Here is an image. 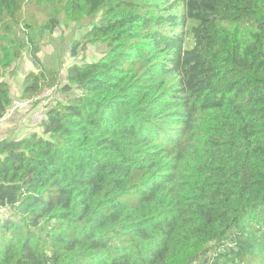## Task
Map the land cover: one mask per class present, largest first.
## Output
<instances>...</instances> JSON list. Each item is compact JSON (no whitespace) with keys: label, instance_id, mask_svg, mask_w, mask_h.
<instances>
[{"label":"trees","instance_id":"obj_1","mask_svg":"<svg viewBox=\"0 0 264 264\" xmlns=\"http://www.w3.org/2000/svg\"><path fill=\"white\" fill-rule=\"evenodd\" d=\"M23 54L20 100L63 99L0 139V264H264V0H0V122Z\"/></svg>","mask_w":264,"mask_h":264},{"label":"rangeland","instance_id":"obj_2","mask_svg":"<svg viewBox=\"0 0 264 264\" xmlns=\"http://www.w3.org/2000/svg\"><path fill=\"white\" fill-rule=\"evenodd\" d=\"M26 6V5H25ZM24 6V19L28 23H32L34 27H39L47 19V10L44 7H36L30 5ZM60 21L50 33H44L40 42L41 52L39 57L42 64L48 67L54 64L56 61H60L61 71L60 80L64 82L65 68L76 62H81L82 55L77 58L70 56L69 47L73 41H81L83 34L88 30L85 20L80 22H64L63 16L60 15ZM99 52L95 48H89L86 52L85 60L94 61L97 59ZM13 73H6L4 79L10 87L12 96V107L8 115L6 123H11L7 135L16 136L15 138H21L25 135H29V130L39 131L38 123L44 113V108L50 106L56 99L62 100V94L56 91H44L36 101L40 102L36 105V101L22 102L20 100L21 83L25 74L34 70L33 65L27 54H23L22 57L12 66ZM7 118V117H6ZM7 135H0V139L6 138ZM7 211L0 210V218L5 217Z\"/></svg>","mask_w":264,"mask_h":264},{"label":"crops","instance_id":"obj_3","mask_svg":"<svg viewBox=\"0 0 264 264\" xmlns=\"http://www.w3.org/2000/svg\"><path fill=\"white\" fill-rule=\"evenodd\" d=\"M8 117L0 122V135H7V132L10 130L9 127L11 123H6Z\"/></svg>","mask_w":264,"mask_h":264}]
</instances>
